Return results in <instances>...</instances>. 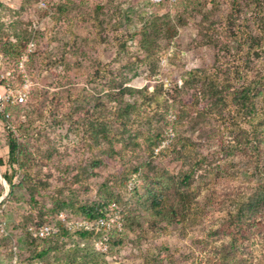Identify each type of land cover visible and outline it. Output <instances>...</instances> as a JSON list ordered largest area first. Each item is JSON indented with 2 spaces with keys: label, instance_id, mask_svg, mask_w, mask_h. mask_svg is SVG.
<instances>
[{
  "label": "rangeland",
  "instance_id": "rangeland-1",
  "mask_svg": "<svg viewBox=\"0 0 264 264\" xmlns=\"http://www.w3.org/2000/svg\"><path fill=\"white\" fill-rule=\"evenodd\" d=\"M39 1L0 0V44L22 37L33 44L26 63L27 101L9 110L10 119H0V224L5 227L0 264H213L229 240L220 230L232 209L231 199L250 193L257 182L247 178L252 170L246 160L233 159L226 170L235 179H217L208 190L193 193L171 183L174 200L169 204L176 206L175 212L163 219L150 210L145 194L150 178L174 182L181 173L174 156L161 152L174 142L172 126L164 129V139L151 153L141 141L126 146L122 139L100 137L97 108L112 106L109 82L129 62L134 65L126 85L160 83L168 101V122H174L181 109L172 99L173 90L192 71H213L214 60L220 58L224 17L232 15L244 32L259 37L264 34V0H191L186 6L184 0H47L46 8ZM58 5L65 6L62 13L55 10ZM164 14L178 20L177 34L171 42L156 39L155 55L143 62L140 31ZM117 36L126 42L120 57ZM0 55V73L13 68L16 59ZM106 65L108 71L102 74ZM97 68L103 71L95 79ZM185 97L188 102L189 93ZM183 116L181 137L192 140L195 156L208 158L202 167L196 164L195 179L206 174L207 167L217 173V122L192 113ZM107 118L104 114L99 121L107 125ZM154 122L157 126V119ZM10 135L18 145V162L11 168ZM237 162L238 169L231 168ZM4 176H11V185ZM177 190L183 192L180 206ZM99 205L111 226L103 237L82 240L68 229L67 223L81 221L75 216L79 207ZM42 224L57 228L58 235L31 241L27 226ZM251 229L238 264H264V219ZM102 246L106 252L98 249ZM91 248L104 258L87 256ZM42 249L48 253L39 258Z\"/></svg>",
  "mask_w": 264,
  "mask_h": 264
},
{
  "label": "trees",
  "instance_id": "trees-1",
  "mask_svg": "<svg viewBox=\"0 0 264 264\" xmlns=\"http://www.w3.org/2000/svg\"><path fill=\"white\" fill-rule=\"evenodd\" d=\"M190 2L191 0H184L181 4L186 6V3ZM64 8L65 6L58 5L55 10L62 13ZM177 21L170 14H164L160 17L154 16L142 28L139 46L144 54L143 62L155 55L156 39L163 38L171 42L176 36ZM220 29L225 42L220 39V49H218L220 58L214 60L213 71L211 73L206 69L201 72L192 71L189 73L188 80L181 86H175L173 90L172 99L181 109L174 122H168V101L160 83H155L152 87L145 85L142 88L126 85L132 79L127 75L132 72L134 65L127 62L117 71L118 76H114L109 82L110 94L107 97L112 106L110 108L98 106L97 123L100 124L98 129L100 137L111 140L122 139L126 146H138L141 141L146 151L151 153L164 139V129L169 125L172 126L175 132L174 142L161 152L174 156L177 163L181 165V173L174 182H167L157 177L150 178L147 184L150 188L145 194L150 203V210L155 216L163 217V219L171 217L175 212L176 206L169 204L172 199L174 200L170 192L173 187L171 183H177L184 190L193 193L200 188L208 190L217 179L220 181L226 178L227 180L235 179V176L226 170L233 159L239 156L243 161L246 160V166L252 170L249 174L247 173V178L252 177V180L255 179L257 182L250 193H241L231 199L232 209L227 212L220 230V234L229 236V240L220 246V250L216 252L212 260L213 264H238L237 260L243 259L241 248L244 241L250 240L252 235L251 228L255 224L261 225L264 219V61H261V55L264 54V34L254 37L244 32L236 24L232 15L224 17ZM117 37L115 47L117 56L120 57L125 51L126 42L120 40L121 37ZM20 39L16 43L0 44V54L17 59L30 43L26 37ZM231 41L233 45L230 46ZM103 68L104 71L101 68L96 69L95 79L100 78L102 71V74L108 71V65ZM135 75L132 74V77ZM188 93L190 100L187 102L185 95ZM24 105L25 103L18 107ZM97 109L95 108L96 111ZM189 113L194 114L196 118L207 117L217 122L220 144L216 154L220 155V168L216 169L220 174H217L214 169L208 170L207 167L206 174L198 177L199 180L195 179L199 170L196 168L197 165L202 167L208 158L195 156L196 146L192 140L181 137L183 114ZM104 114L108 117L107 125L99 121ZM155 119H157V126ZM7 120L3 119V121ZM7 147L11 168L18 162V145L12 135ZM238 164L239 162L233 163L231 168L238 169ZM4 179L8 185H11V176H4ZM177 192L179 195L177 202L180 206L183 203L179 202L183 192L180 190ZM102 208L101 205L81 206L75 212V216L79 220L92 222L102 216ZM29 227L26 228L27 234ZM74 233L82 240L96 241L104 236L103 231ZM29 238L34 242L53 239H35L30 235ZM113 247L111 245L110 251ZM47 253V250L42 249L37 257L43 258ZM87 256H92L94 259L104 258L103 254L95 253L92 248Z\"/></svg>",
  "mask_w": 264,
  "mask_h": 264
},
{
  "label": "built area",
  "instance_id": "built-area-1",
  "mask_svg": "<svg viewBox=\"0 0 264 264\" xmlns=\"http://www.w3.org/2000/svg\"><path fill=\"white\" fill-rule=\"evenodd\" d=\"M39 6L46 8V0H40ZM33 44L30 42L27 46L25 53H22L13 63V68H6L0 73V119L7 120L10 118L9 110L16 108L24 103H26L30 82L26 74V63L28 61V53L31 51ZM1 57V55H0ZM2 58V57H1ZM9 64V63H7ZM17 79L21 80V85L19 88L17 84L19 83ZM114 206H109L111 210ZM71 231H88V232H100V231H110L111 226L106 218L105 214L96 220L89 222L86 220L72 221L66 225ZM120 229V228H118ZM5 230L4 224H0V234ZM59 231L52 225L44 224L39 227H29L28 234L35 239H48L53 238L58 235ZM102 252L107 251V247L102 246L98 248Z\"/></svg>",
  "mask_w": 264,
  "mask_h": 264
}]
</instances>
